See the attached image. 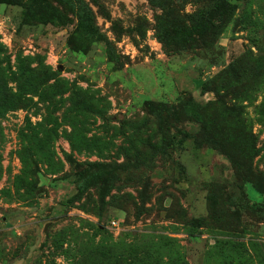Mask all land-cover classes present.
Here are the masks:
<instances>
[{"label": "rangeland", "instance_id": "rangeland-1", "mask_svg": "<svg viewBox=\"0 0 264 264\" xmlns=\"http://www.w3.org/2000/svg\"><path fill=\"white\" fill-rule=\"evenodd\" d=\"M81 2L0 0V264H264V0Z\"/></svg>", "mask_w": 264, "mask_h": 264}, {"label": "trees", "instance_id": "trees-1", "mask_svg": "<svg viewBox=\"0 0 264 264\" xmlns=\"http://www.w3.org/2000/svg\"><path fill=\"white\" fill-rule=\"evenodd\" d=\"M64 1L68 2V4H70L71 6L74 7L76 16H77V18L79 20L80 28H84V27L88 26L87 22L89 20V12L85 8V6L81 2V0H64ZM226 6H229L228 3H225L223 6H221L222 10L227 11V7ZM108 46H110V45H108ZM113 57L115 58V60L117 59L119 61V58L118 57L116 58V55H113ZM204 86H205V84L203 83L202 89H204ZM159 106H160L159 109H162L163 111L172 109L171 106H169V108H166L162 104L159 105ZM189 108H194L193 107V102H191L189 100L188 101L179 100L178 103H177V106H176L177 110H175V111L173 110L172 114L175 115V117L177 118V112L178 111H180L181 109L186 110V109H189ZM170 127H171V124H170ZM168 128H169V125L166 122H161L159 124V130L162 133L164 131H166Z\"/></svg>", "mask_w": 264, "mask_h": 264}, {"label": "built area", "instance_id": "built-area-1", "mask_svg": "<svg viewBox=\"0 0 264 264\" xmlns=\"http://www.w3.org/2000/svg\"><path fill=\"white\" fill-rule=\"evenodd\" d=\"M113 225H115V223H112Z\"/></svg>", "mask_w": 264, "mask_h": 264}]
</instances>
